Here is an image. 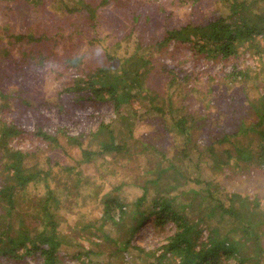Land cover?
I'll return each instance as SVG.
<instances>
[{
	"label": "rangeland",
	"instance_id": "374dc122",
	"mask_svg": "<svg viewBox=\"0 0 264 264\" xmlns=\"http://www.w3.org/2000/svg\"><path fill=\"white\" fill-rule=\"evenodd\" d=\"M60 1L63 0H0V51L8 48L13 55L18 54L19 42L9 36L12 31H25L27 26H38L33 32L37 36L69 27L67 32H60L62 37L52 36L32 43L34 49L46 51L30 57L38 62L43 60L41 64L23 66V71L17 70L15 63L10 59L8 61L11 62L3 64V55L0 54V120L8 116L5 112L11 110V105L15 109V105H20L22 98H26L32 104L18 118L23 125L32 128L38 124L44 129H50L48 126L65 128V131L54 132L56 142L53 144L42 141L34 129L10 139V143L16 148H37L24 162H27L28 166L37 165L49 172L45 179L29 186L27 203L34 204L38 198L46 196L47 189L56 191L60 198L58 204L52 202V207L55 209L57 204L61 213L58 224L59 234L61 239H64L58 250L61 263L151 264L153 257L146 251L159 246L165 236L175 230L172 220L160 226L153 216L143 223H138L139 219L152 209L150 200L154 196L169 200L171 206L186 217L199 219L201 237H206L215 226L223 230V234L226 233L227 227L235 226L238 219L235 220L229 213L222 214L217 199L207 197L205 183L196 181L211 179L210 190H213L218 182L217 197L219 196L218 200L224 205L228 204L225 197L228 194L248 196L247 200L242 201L246 205L243 209L253 213L254 221L251 222H254L259 237L244 240L240 230L239 236H236V240L242 243L238 255L245 256L242 264H264V163L242 161L239 166L234 164L235 161L229 160L211 168L212 162L204 150L206 144L215 137L214 128H211L208 139L200 135V127L196 128L184 152L183 134L175 129L166 132L156 120H153L156 124L147 121L146 117L161 115V111L152 108L154 102H148L147 98H136L133 105L123 106V113L133 123L132 132L127 128L128 122L121 121V117L117 116L113 105L96 97L88 88L79 92L81 97L66 94L57 98L55 92L62 88L63 81H72V74L76 71L75 68L71 69L73 72L69 71L70 69L62 70L60 66L64 65L62 61L66 62V59L58 58L64 57L63 54L79 55L83 64L99 61L97 59L103 58L100 45L110 44V41L106 44V37L112 39L120 56L131 54L135 47L134 35L127 38V31L133 19L118 7V4L110 2L104 6L98 15L101 17V25L98 26L101 35L96 36L92 30L95 28L82 22L85 17L74 14L69 17V11ZM66 1L69 7L78 6L77 0ZM155 1L165 2L163 4L167 7L166 13H153L148 20H140V23L145 26L147 32L158 38L166 26L200 22L215 12L226 14L228 11L227 0H200L193 9L192 1L183 4L184 6L175 5L174 0ZM263 3L264 0L253 1L251 7L256 9ZM94 15L97 16V13ZM202 41V37L197 35L188 41H172L162 49V46L158 47L152 39L144 42V46L139 50L153 57L156 55V58L172 63L180 67L182 73L188 74L186 79L179 82L180 87L175 89L176 93H173L170 87L166 91L167 95L170 93L173 98H177L174 100L176 104H181L179 97L186 93L182 85L192 86L186 93L189 96L187 105L182 107L191 110L192 116L189 119L194 118L197 126L206 124L205 114L210 116V126L216 119L223 120L224 113L219 112L217 108L226 105L233 107L238 104L235 106L238 108L236 112L253 114L251 103L264 93V36H255L253 41L258 45L243 44L236 48L235 53L225 56H209L204 51L198 52L194 45H200ZM49 50L56 53L50 59L47 58L51 54ZM158 70L156 67L150 68L151 78H145V85L160 90ZM20 74L24 75V80H19ZM39 97H42L43 101L36 103ZM4 104L10 105V108L4 110ZM9 118L11 119V115L7 117ZM101 121L109 122L110 128L116 133H125V145L119 151H101L84 160L77 143L70 142L66 132L79 134L82 131L86 137L81 139V145L98 151L100 147H96L95 143L102 134L95 133L93 136L91 133L97 130ZM256 139V135L254 138L242 135L239 142L254 145ZM89 142L93 144L89 145ZM214 146L221 156L225 154L221 151L223 144L215 143ZM219 161L224 162L222 159ZM249 163L254 166H248ZM164 168L167 169L166 172L158 173ZM2 174L3 168L0 167V177ZM140 196V209L144 212L136 213ZM108 197L115 198L123 205L119 223H113L103 216L104 209L109 204L105 202ZM21 204L23 205L22 202ZM234 204L240 206V199L234 200ZM243 209L240 208V211L244 216ZM118 215L117 211L116 216ZM20 219V216L19 219H14L11 229L18 227ZM125 239H129L128 245L123 242ZM124 248L127 255L123 251ZM86 249L94 251L89 256H83ZM77 252L81 255L75 256ZM224 258L223 256L220 264L228 261ZM173 260L174 258L171 262ZM0 264L44 263L41 256L36 254L26 255L20 261L3 257Z\"/></svg>",
	"mask_w": 264,
	"mask_h": 264
},
{
	"label": "trees",
	"instance_id": "16d2710c",
	"mask_svg": "<svg viewBox=\"0 0 264 264\" xmlns=\"http://www.w3.org/2000/svg\"><path fill=\"white\" fill-rule=\"evenodd\" d=\"M191 1V8L193 9L196 2L200 0H174L173 3L175 5H183ZM253 1L257 0H227L226 8L228 11H226V14L215 12L200 22H189L179 26H166L159 38L147 32L146 28H144L145 26H141L140 20L144 22L151 17V14L159 13L160 11L166 13L167 7L163 4L165 3L163 1L77 0V7L67 6L68 2L66 0L60 1L61 5L69 11L67 13L69 17L73 14L81 18L82 16L85 17L82 22L89 24L91 28H95L92 30L96 36L101 35L98 29V26L101 25V17L98 15H100L104 6L110 2L115 3V5L118 4L117 6L121 7L133 19L127 31V38L129 35L130 37L134 35L135 47L131 54L120 56L117 54L112 39L106 37V44L109 41L110 44L100 45L103 58L97 59L99 61L83 64L81 56L63 54L62 56L64 57L58 58L60 60L66 59V62L65 60L62 61L64 65L60 66L62 70L66 71L70 69L69 71H71V69L75 68L76 71L75 74H72L71 83L70 81H63L62 88L57 90L55 94L57 98H62L66 94H68L67 96L72 94L73 96L81 97L82 94L79 95L81 90L86 88L92 90L96 97L109 101L113 105V109L117 116L121 117V121L126 120L128 122L127 128H129L130 132L133 130V123L123 113V106L124 104L133 105L136 102L134 101L136 98H147L148 102H154L151 105L153 109L161 111V115L159 116L146 117L147 121H152L153 124L161 123L162 128L166 132L175 129L177 132L183 134L185 137V147L182 150L184 152L191 135H193L192 133L196 132V128L200 127L202 129L199 132L200 135L207 139L212 130L211 128H214L213 130L216 131L215 137L206 144V150H204V153L206 152L212 162L211 168L229 160L235 161L234 164L239 166L242 161L264 163V93L251 103L253 114L236 112L238 108L235 106H238V104L233 107L226 105V107L217 108L219 112L224 113L223 120L219 121V119H216L212 126H210V116L208 114L206 116L205 114L206 124L197 126L198 124L196 125L193 121L194 118L192 120L189 119L192 116L191 110L189 111L185 107H182V105H187L186 100L189 96L186 93L191 90L192 86L189 84L182 85L186 93L182 94V97H179L181 104H176L174 100L177 98H173L170 93L167 95L166 91L170 87L173 93H176L177 90L175 91V89L180 87L179 82L181 83L182 79H186L188 74L186 72L182 73L183 70L180 67L156 58V55L153 57L147 53H141L139 50L147 40L153 39L158 47L162 46V49H164L167 43L178 40L188 41L197 35L202 37L203 43L194 45L196 50L198 52L204 51L209 56H217L219 54L225 56L235 53L236 48L243 44H247L248 46L258 45L253 40L255 36H264V3L262 6L260 5L256 9H253L251 7ZM95 12L97 16L94 15ZM37 27L27 26L24 29L25 31H12L9 34L14 41L19 42V51L16 55H13L8 48L0 51V54L3 55V64L6 65L8 62L13 61L15 69H22L23 71V66L29 67L32 64L43 63V60L38 62L30 58L33 55L46 53V51L34 49L32 43L49 39L52 36L62 37L60 32H67L69 28L62 27L61 30L35 36L33 32L38 29ZM112 44L113 46H111ZM54 53L51 52L47 58H52ZM8 59L11 61H8ZM151 67H156V70L159 69L160 73L157 77L159 78L160 85L158 88L160 90L145 85V78H151V72L149 71ZM19 80H24L23 74H20ZM104 92L105 94H102ZM36 100V103L41 102L43 98L39 97ZM31 104L26 98H22L21 104L15 105V109L11 105L10 111L6 109L10 108V105L5 106L4 104L5 107L3 109L8 110V112H4L8 116L11 115V119H7L8 116H5L3 117L5 118L4 120H0V167L3 168V174L0 177V262L3 257L14 258L20 261L26 255L38 254L41 256L44 264H60L61 260L58 250L64 241V239H61L58 231L59 215L61 213L58 210L57 204L60 198L56 191L47 189L46 196L38 198L34 204L27 203L26 195L29 186L37 183L39 180L45 179L49 172L37 165L28 166L26 165L27 162H24V159L28 155L34 154L37 151V148L33 150L16 148L10 143V139L19 134L32 132L34 129L38 133L37 135L42 138V141L53 144L56 142L54 132L59 130L65 131V128L62 126H55L54 128L48 126L50 129H44L38 124L36 126L33 125L32 128L29 125H23V122H20L18 118L31 107ZM167 117L168 119L166 120ZM153 120H156V123ZM95 133L102 134V137L95 143L96 147H100L98 151L81 145V139L86 137V134L82 131L79 134L66 132V136L70 142L77 143L84 160H88L90 156L101 151H119L125 145V140L123 139L125 133H120V131L116 133L110 128V123L107 121H101L97 130L92 132L91 135L94 136ZM242 135L251 138H254V135H256L258 139H256L254 145H250L249 143L243 144L239 142V138ZM215 143L223 144L221 150L222 153H225L223 156L215 150ZM91 144L93 143L89 142V145ZM220 157L224 162L219 161L221 160ZM248 166H254V164L249 163ZM164 171L166 172L167 169L159 170L158 173ZM201 180L197 179L196 181L205 183L207 197L216 198L218 206L221 208L220 212L222 214H231L235 220L238 219L237 224L233 227H227L224 234L223 230L217 226L212 227L206 237H201V229L198 227L199 219L192 220L190 217H186L177 208L171 206L169 200H163L161 196H154L150 200L152 209L144 214L138 223H143L153 216L160 226H163L168 220H172L175 230L170 231V234L165 236L159 246L146 251L147 254L153 257L151 264H220L223 256L228 259L225 264H242L245 256L238 255L242 243L236 240L237 234L239 236V231L241 230L240 233L245 237L244 240L250 239V237L253 238L254 236L259 237L254 222L253 224L251 222L254 221L253 213L248 209H243L246 205L242 201L247 200L248 196L243 197L236 193L228 194L225 196L228 199V204L224 205L221 200H218L219 196L217 197L219 194L216 193L219 188L218 182L214 189L210 190L212 180ZM236 199H240V206L234 204V200ZM141 200L140 196L136 204V213L144 212L140 209ZM52 202L57 203L55 209L52 207ZM105 202H109V204L104 209L103 216L109 218L113 223H119L121 212L124 209L123 205L115 198L108 197ZM240 208L244 210L245 217L242 215ZM117 211L119 213L118 216H116ZM19 216L21 219L18 227L15 230L11 229L14 219H19ZM114 242L116 243V241ZM123 242L125 245H128L129 239H125ZM125 248L123 251L127 255ZM139 249L143 251L142 248ZM93 251L94 249H86L82 255L89 256ZM80 255V252L75 254V256ZM173 258L174 260L171 262Z\"/></svg>",
	"mask_w": 264,
	"mask_h": 264
}]
</instances>
